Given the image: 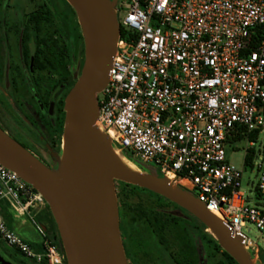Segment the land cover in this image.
I'll return each instance as SVG.
<instances>
[{
    "label": "built area",
    "instance_id": "built-area-1",
    "mask_svg": "<svg viewBox=\"0 0 264 264\" xmlns=\"http://www.w3.org/2000/svg\"><path fill=\"white\" fill-rule=\"evenodd\" d=\"M117 2L121 35L97 95L96 127L115 150L219 214L258 254L244 231L250 224L264 236V0ZM239 150L255 173L254 202L242 190L244 172L228 158ZM3 204L32 222L43 252L8 227ZM46 208L0 164V241L35 262L63 264L60 246L37 221Z\"/></svg>",
    "mask_w": 264,
    "mask_h": 264
},
{
    "label": "water",
    "instance_id": "water-1",
    "mask_svg": "<svg viewBox=\"0 0 264 264\" xmlns=\"http://www.w3.org/2000/svg\"><path fill=\"white\" fill-rule=\"evenodd\" d=\"M75 11L85 43L80 77L65 101L59 167L51 169L0 127V164L45 199L68 264H129L122 241L116 182L157 194L196 217L237 264H251L245 238L193 195L152 172L128 173L111 139L98 130L97 95L108 83L121 30L111 0H66Z\"/></svg>",
    "mask_w": 264,
    "mask_h": 264
},
{
    "label": "flooded vegetation",
    "instance_id": "flooded-vegetation-1",
    "mask_svg": "<svg viewBox=\"0 0 264 264\" xmlns=\"http://www.w3.org/2000/svg\"><path fill=\"white\" fill-rule=\"evenodd\" d=\"M54 13L51 0H0V127L49 168L59 167L54 156L61 157L65 101L85 61L78 21L70 32L67 23L52 22ZM150 212L164 216V240H159L173 263L197 264L193 256L171 247L167 232L177 219ZM1 214L5 221L3 209ZM0 244L12 262L41 264Z\"/></svg>",
    "mask_w": 264,
    "mask_h": 264
},
{
    "label": "rangeland",
    "instance_id": "rangeland-1",
    "mask_svg": "<svg viewBox=\"0 0 264 264\" xmlns=\"http://www.w3.org/2000/svg\"><path fill=\"white\" fill-rule=\"evenodd\" d=\"M51 3L54 7V20L56 23L60 25L67 23L70 32H72L73 22L76 20L78 21V19H75L72 16L71 6L65 0H51ZM111 3L114 6H117L118 4L117 0H111ZM21 4H23V1H21ZM121 17L122 15L120 16V19ZM69 37H72L71 34H69ZM228 158L231 165L244 172L242 190L249 194L252 198L251 201L254 202L257 197L251 189L252 183L256 182V177L251 168L245 166V152L243 150L234 152L230 151ZM256 163L257 161L254 160L253 165H256ZM138 169L141 173H145L144 170L139 167ZM152 170L154 175L162 179L154 169ZM116 190L117 195L124 191L120 182H116ZM124 197V203L122 204L119 202L120 228L123 244L127 248V251L126 249L125 251L129 264H174L169 250H167L160 242L159 237L153 231L151 226L146 221L135 217L134 210L136 205H141L146 210L160 212L177 219L175 225L169 228L167 232L168 240L170 241L173 250L181 251L193 256L196 259L197 264H229L220 252L216 251L212 245L205 243L204 232H207V230L204 229L193 215L184 212L179 207H176L166 200L160 199L148 192H130L126 193ZM2 209L6 219L12 224L13 228L15 229V226L16 228H20L14 230L17 235L28 243H32L37 239V235L34 231L35 227L31 221L24 217H21L23 218V223L22 221L15 219L16 213L8 204H3ZM47 211L48 205L46 209L39 213L37 221L43 224L48 229L49 233L50 225L48 224ZM249 229L250 232H248ZM208 232L211 233L209 230ZM244 233L248 239L255 244V248L259 251V253L256 254L252 249L249 251L246 250L248 260L251 264H264V236L260 234L255 226L250 224L247 225ZM54 242L60 246L61 252H63L65 258L63 264H68L58 236ZM2 247L3 245L0 244V264H18L17 262H12L6 259L3 255Z\"/></svg>",
    "mask_w": 264,
    "mask_h": 264
},
{
    "label": "trees",
    "instance_id": "trees-1",
    "mask_svg": "<svg viewBox=\"0 0 264 264\" xmlns=\"http://www.w3.org/2000/svg\"><path fill=\"white\" fill-rule=\"evenodd\" d=\"M71 8V11L73 12V14L76 16V13L75 11L73 10L72 7ZM54 21V19L52 18V22ZM78 30H80V28H78ZM122 36H124V31L122 30ZM79 37L80 39L82 40V35L81 33L79 32ZM76 84V83H75ZM74 84V85H75ZM73 85V87H74ZM72 87V88H73ZM72 90V89H71ZM123 155L129 159L131 162H133L137 167H139L140 169L144 170V171H148V172H153L152 169L150 168H147L146 166H144L142 163H140L139 161L135 160L133 158V156L128 153V152H124ZM252 160V157L249 158V162ZM52 169H57V168H52ZM120 185L122 186L123 188V192L122 193H119L118 194V197H119V202L120 203H124L123 201L125 200V195L126 193H130V192H140V191H143V192H148L150 194H153L155 196H157L158 198L160 199H163V200H166L167 202H169L170 204L176 206V207H179L177 206L176 204L170 202L169 200L157 195V194H154L152 192H149L147 190H144V189H141V188H138V187H135V186H132V185H128V184H125V183H122L120 182ZM180 208V207H179ZM182 209V208H180ZM183 210V209H182ZM184 212L190 214L189 212L183 210ZM134 213H135V217L137 218H140L146 222L149 223V225L151 226V228L153 229V231L157 234V236L161 239L164 240V237H163V232H164V228H165V222L163 221V218L164 216L161 215V214H153L151 213L149 210H146L143 206L141 205H136L135 206V210H134ZM191 215V214H190ZM194 217V216H193ZM203 227L205 230H207V228L196 218L194 217ZM5 222L7 223L8 227L11 229V230H15L12 226V224H10V222L6 219ZM48 224L50 225V232H49V238L51 239L52 242H54L56 239H57V236L59 238V240L61 241V238H60V235H59V232H58V229H57V225H56V222L54 220V217L50 211V208L48 206ZM204 239L207 240L210 244H212V246L214 247V249L218 252L221 253V255L228 261L229 264H237L235 262V260L226 252L222 249V247L220 246V244L214 239L213 236H211L209 233H207L206 231L204 232ZM55 243V242H54ZM32 246H34L38 252H43V247L41 245V243H31ZM61 245H62V242H61ZM11 256H15L17 255L16 253H9ZM19 254H22L19 252ZM23 255V254H22ZM24 256V255H23ZM35 262V261H34ZM41 264H47L46 261H42Z\"/></svg>",
    "mask_w": 264,
    "mask_h": 264
},
{
    "label": "bare ground",
    "instance_id": "bare-ground-1",
    "mask_svg": "<svg viewBox=\"0 0 264 264\" xmlns=\"http://www.w3.org/2000/svg\"><path fill=\"white\" fill-rule=\"evenodd\" d=\"M115 155L118 158V160L120 161L121 165L123 166V168L125 169L126 172L128 173H140L138 167L131 162L130 160H128L122 153H120L118 150H115ZM218 219H221V216L217 213H213ZM211 232V229H208Z\"/></svg>",
    "mask_w": 264,
    "mask_h": 264
},
{
    "label": "crops",
    "instance_id": "crops-1",
    "mask_svg": "<svg viewBox=\"0 0 264 264\" xmlns=\"http://www.w3.org/2000/svg\"><path fill=\"white\" fill-rule=\"evenodd\" d=\"M47 213H48V211H47ZM15 219H17V220H19V221H22V223H23V218H21V217H18L17 215H15ZM21 219V220H20ZM16 220V221H17ZM25 225V224H24ZM18 228V227H17ZM17 228H16V226H15V229L17 230ZM18 229H20V228H18ZM21 231V230H20ZM34 231H35V233H36V235H37V239L35 240V241H33L32 243H36V244H38V243H41V237H40V235H39V233L37 232V230L34 228Z\"/></svg>",
    "mask_w": 264,
    "mask_h": 264
}]
</instances>
